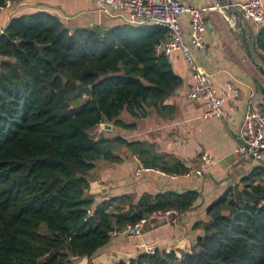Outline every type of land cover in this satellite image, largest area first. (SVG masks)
<instances>
[{
    "label": "trees",
    "instance_id": "trees-1",
    "mask_svg": "<svg viewBox=\"0 0 264 264\" xmlns=\"http://www.w3.org/2000/svg\"><path fill=\"white\" fill-rule=\"evenodd\" d=\"M16 1L0 0V7ZM166 39L164 28L125 22L72 30L44 11L11 19L0 35V264H93L112 232L195 205L194 191L101 205L86 196L98 163L119 160L116 147L147 153L122 137H98L97 128H133L123 113L141 119L153 109L171 111L164 105L184 81L156 53ZM255 39L264 61V25ZM79 84L91 88L90 97L78 94ZM183 168L161 170L182 175ZM89 210L94 216L85 221ZM215 212L221 215L203 223L205 235L184 253L154 248L114 264H264V167L220 197L208 210Z\"/></svg>",
    "mask_w": 264,
    "mask_h": 264
},
{
    "label": "crops",
    "instance_id": "crops-1",
    "mask_svg": "<svg viewBox=\"0 0 264 264\" xmlns=\"http://www.w3.org/2000/svg\"><path fill=\"white\" fill-rule=\"evenodd\" d=\"M181 1L188 8L218 7L207 21L206 50L197 51L196 56L203 69L213 75V85L219 93L232 83L241 91L242 97L226 100L224 118H205V103L187 96L194 78L188 63L176 51L170 62L184 85L166 101L164 106L171 111L153 109L141 119L123 113L120 120L133 128L106 125L110 128L106 127L104 139L122 137L135 144L137 149L143 147L147 153L141 157L125 146H118L114 150L118 161L98 163L93 183L86 193L87 197L94 198L96 205L126 195L133 196L137 202L145 194L156 196L167 192L183 194L194 191L199 198L176 224L162 222L150 225L140 239L112 238L93 258V264H114L154 248L184 253L205 235L203 223L211 218L209 208L256 168L264 167V158L261 162L246 160L236 153L249 105L254 103L264 110V76L243 49L236 23H244L254 31V34L249 32L250 43L254 42L260 28L247 18L236 17L217 0ZM245 1L232 0L234 4ZM39 11L58 16L72 30L124 24L117 14L106 16L99 12L93 0H18L0 7V35L11 19ZM181 24L189 39L188 13L181 17ZM255 56L264 67V61ZM203 154L211 155L214 163L204 164L200 159ZM155 162L158 167L146 165ZM177 163L184 167L182 175L161 170ZM194 169H206V172L202 176L186 177ZM175 175L177 178L173 177ZM82 263L88 264V261L82 260Z\"/></svg>",
    "mask_w": 264,
    "mask_h": 264
},
{
    "label": "built area",
    "instance_id": "built-area-1",
    "mask_svg": "<svg viewBox=\"0 0 264 264\" xmlns=\"http://www.w3.org/2000/svg\"><path fill=\"white\" fill-rule=\"evenodd\" d=\"M99 12L106 16H120L125 22L133 26H158L168 31V39L162 40L156 47L158 56L172 58L174 52H180L193 74L194 83L189 87L187 96L191 100L203 101L206 105L205 118H224L223 105L228 99L238 100L241 91L229 83L221 93L214 87L212 74L203 69L196 56L197 51H205V32L208 18L218 7L188 8L181 0H93ZM243 16L253 22L257 28L264 25V0H247L233 4ZM188 13L190 17L189 39L186 38L181 17ZM106 126L100 125L96 135L103 137ZM236 153L243 159L261 162L264 158V110L250 104L242 125L241 139ZM201 161L207 166L214 163L209 154H203ZM206 169L190 170L186 177L202 176ZM139 173V172H138ZM177 178V175L173 176ZM177 210L156 211L142 218L134 225H128L122 231H114L111 238L127 237L140 239L150 225L158 223L176 224L181 217ZM94 216L89 210L85 219ZM154 249H149L148 252Z\"/></svg>",
    "mask_w": 264,
    "mask_h": 264
},
{
    "label": "water",
    "instance_id": "water-1",
    "mask_svg": "<svg viewBox=\"0 0 264 264\" xmlns=\"http://www.w3.org/2000/svg\"><path fill=\"white\" fill-rule=\"evenodd\" d=\"M217 1L220 2V4L224 8H227L228 10H231L232 12H234L236 17L245 18L241 12H239L237 9L232 7V5L234 4L232 2V0H217ZM236 28L239 30V36H240V39H241V44H242L243 49L245 50V52L248 55V57L253 61V63L257 67V69L264 76V67L261 66L257 62L256 56H255V54L256 55L258 54L256 39L254 40L253 43H250L249 32L251 34H254V31L249 26L244 25V23H241V22H238V21L236 23ZM78 94L84 95L85 97H90L91 88L90 87H84L83 85L79 84L78 85ZM106 127L110 128V126H106ZM220 215H221L220 212H215L214 214H212L211 218L213 220H216Z\"/></svg>",
    "mask_w": 264,
    "mask_h": 264
},
{
    "label": "rangeland",
    "instance_id": "rangeland-1",
    "mask_svg": "<svg viewBox=\"0 0 264 264\" xmlns=\"http://www.w3.org/2000/svg\"><path fill=\"white\" fill-rule=\"evenodd\" d=\"M96 132H97V130H96ZM95 135H96V133H95ZM41 233L44 235H48L47 228L45 225L42 226ZM82 260H83L82 258H75V259L73 258L74 264H85V263H82Z\"/></svg>",
    "mask_w": 264,
    "mask_h": 264
}]
</instances>
